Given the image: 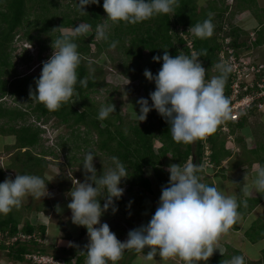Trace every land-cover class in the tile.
I'll return each instance as SVG.
<instances>
[{"label": "trees", "instance_id": "trees-1", "mask_svg": "<svg viewBox=\"0 0 264 264\" xmlns=\"http://www.w3.org/2000/svg\"><path fill=\"white\" fill-rule=\"evenodd\" d=\"M71 1L72 3L67 4L65 9H62L61 0H0V134L15 139L13 145L6 147L7 152L11 154V150L17 151V154L11 155L14 159L12 158L13 162L8 165L7 169L16 171L18 174L38 175L43 179L45 178L46 183L50 185V182L46 180L45 172L48 162L45 160V156H56L57 152L42 150L40 153H36L37 149L42 146V134L44 133L37 122L47 123L50 119H55L57 123L66 126L72 130L74 135H77L76 143L82 139V144L93 143L98 147L99 152L105 154L110 160L112 156L118 157L127 169L128 178L124 184L130 185L129 190H132L133 186H141L149 193L152 192L151 182L144 173L145 168L148 167L154 170L162 185L166 186L168 182H165L163 177L169 178L170 173L164 168V162L168 160L173 164H181V166L190 161V163L199 164L200 170L197 175L202 182L204 138L188 144L175 142L169 124L155 109L148 113L142 126L133 122L126 124V119L120 115L119 108H115L116 112L111 113L106 119H98L100 108L92 99V94L97 93L99 88L106 87L107 84L104 81L99 82L96 75L89 71L87 61L94 56L92 53L93 45L97 48L96 53L103 54L110 47L112 41H118L116 47L124 57L122 67L124 68L123 74L126 75L130 72L129 69L132 64L140 65L146 56L152 60L154 56L162 57L164 50H167L171 56L183 54L191 57L185 41L178 34V28L184 27L189 30L196 23L208 19L209 13H211L214 30L210 37L198 38L190 30L187 31L195 42L199 58L209 68H212L218 64L217 53L220 46L217 34L230 6L222 0H212L207 7H199L198 0H178V4L172 13L156 15L140 23L108 21L113 33L108 35L107 40L99 43L95 41V29L98 24L105 23L104 19L107 18L102 7L103 0H100L99 4L85 6L87 13L78 11V0ZM235 1L237 3L235 10L241 6L242 8H251L252 2H255V0ZM80 22L90 24L91 30L86 36L74 38L81 58L77 68L78 80L74 95L68 103L62 104L58 110L49 111L44 104L34 98L31 99L29 95L30 88L35 91L34 81L39 78L40 74L23 75L18 70L21 64H28L33 58L27 50H23V54L18 57L19 61H15L14 52L16 51L17 37L21 41H28L31 44L37 43L39 56H41L52 48V42L57 37L61 34H70L72 28L78 26ZM21 31L24 32L23 37L19 35ZM43 35L48 37L44 38ZM232 35L234 46L236 48L241 47L243 42L239 44L241 37L237 28L233 27ZM261 42L258 40L257 43ZM153 64L155 74H157L161 68L162 60L160 62L154 61ZM39 67L42 70V64ZM131 78H135V76L133 75ZM81 79H86V86L79 83ZM229 89L230 73L227 75L224 91L229 92ZM8 97L13 99L16 106L7 105L5 99ZM31 117L34 118L36 124L28 122ZM246 120L248 119H243L235 125V128L243 129ZM154 121H157V126L154 125ZM82 128H84L83 134L81 135L82 132L77 134ZM235 128H232V132H235ZM94 134L97 135L96 141L93 138ZM242 140L243 138H238V142L244 145V149H247L246 143L241 142ZM206 141L211 146V160L215 167H219L224 159L231 156V152L226 149V142L219 135L218 128L209 135ZM155 142L159 144L158 148L155 147ZM63 147H66V142L63 143ZM76 147L75 149L79 150L81 148L78 143ZM259 149L264 151V146H258L253 150H248V152H258ZM3 169L0 168V182L6 178ZM208 185L212 186L209 183ZM42 198L41 204L35 208L33 201L30 205H25L22 201L21 206H27L29 213L43 212L47 214L52 212L53 208L49 199L46 196ZM259 202L258 199L248 200V203L241 202L238 213L243 215L250 213ZM103 203L104 200H101L102 205ZM20 211V216H17L14 210L8 214H0V231H8L11 235H16L19 232L20 224H23V233L31 235L37 232L44 237L47 225L44 223H39L38 226L32 225L23 210ZM232 227L237 228L235 224ZM81 230L80 237L84 239L87 232L83 226H81ZM245 235L251 242L259 241L264 237V223L262 224L260 220L255 222ZM48 247L53 250L54 246ZM225 248L226 251L223 254L212 257V264H224L225 260H230L234 256H243L242 251L231 246ZM5 249L6 246L0 244V250L5 251ZM84 249L85 245L83 244L79 247L74 246L69 251L62 249L63 253L66 254L64 259L69 264H73V258L76 257L75 264H84L87 258ZM148 250L146 248L142 253L146 255ZM134 251L133 249L132 252ZM29 252L50 253L63 258V256L51 253L52 251H49L46 246H41L35 240L30 243L18 242L15 246H11L8 256L14 261L25 262L24 256ZM262 254L263 262L256 264H264V250ZM244 264L254 263L244 260Z\"/></svg>", "mask_w": 264, "mask_h": 264}, {"label": "clouds", "instance_id": "clouds-1", "mask_svg": "<svg viewBox=\"0 0 264 264\" xmlns=\"http://www.w3.org/2000/svg\"><path fill=\"white\" fill-rule=\"evenodd\" d=\"M99 3L100 0H78V11L87 13L85 6ZM177 4L178 0H103L107 18L105 23L96 26L95 38L108 39L110 25L107 21L136 24L156 15L172 13ZM211 16L209 13L208 19L189 30L198 38L210 37L214 30ZM90 30V24L80 22L70 34H61L52 42L53 53L42 62L41 74L34 81L36 89L32 91L30 88L31 99L44 104L49 111L58 110L71 100L81 62L74 38L86 36ZM117 44L118 41H112L110 47L115 48ZM153 60H162V65L155 75L148 69L143 73L147 80L154 82L155 90L149 93L151 105L146 98L137 101L139 114L134 112L139 122L145 121L148 113L155 109L169 124L173 140L188 144L211 135L230 118V99L224 95L227 75L231 72L227 63L217 64L219 75L206 81V70L198 54L171 56L164 50L162 57L154 56ZM79 83L86 86L87 82L81 79ZM113 112H116L113 103L102 105L98 119H106ZM94 157L92 151L85 153L82 163L85 181H78L68 193L71 201L67 208L71 211L72 223L87 229L89 242L84 249L85 264H108L109 261L116 264L125 250L142 252L146 248L149 249L144 256L146 261L159 256L162 260L179 258L184 264L207 262L217 250L215 244L219 237L238 220L236 196L225 195L217 186L201 182L197 175L199 164H171L167 169L169 182L162 186L155 213L147 224L130 230L122 242L106 222L101 223V217L110 207L113 214L118 211L115 200H119L125 191L120 185L128 178L127 169L118 157L112 156L114 167L98 176ZM253 185L258 193H264V166L258 168ZM45 193L48 195L47 184L38 175L7 177L0 182V214H8L21 206L26 196L42 198ZM101 200H104L103 205ZM56 211H62L59 205ZM20 227L24 228V225ZM41 246L50 245L46 240ZM9 248L6 247L5 251L8 252ZM224 264H244V257L234 256Z\"/></svg>", "mask_w": 264, "mask_h": 264}, {"label": "rangeland", "instance_id": "rangeland-1", "mask_svg": "<svg viewBox=\"0 0 264 264\" xmlns=\"http://www.w3.org/2000/svg\"><path fill=\"white\" fill-rule=\"evenodd\" d=\"M224 1L227 2V5L231 3V0H224ZM211 2L212 0H198V5L199 7H207L208 4ZM69 3H72V1L61 0L62 9H65L66 5ZM235 3H236L235 0L233 1V3H231L233 4L231 9V11L233 12L235 10L234 9ZM252 3H253L252 6L256 5L254 2ZM234 16H236L235 13ZM231 21L234 22L233 19H231ZM107 23L111 25L108 21ZM111 33H113V31L111 30V28H109V34ZM23 34L24 32L21 31L19 35L23 37ZM43 37L47 38L48 36L43 35ZM95 41L101 43L104 40H97L95 38ZM26 43L31 44L28 41L27 42L19 41V39L15 43L16 51L14 52V56H16L15 58L16 62L19 61L18 57L21 54H23L24 44ZM31 45H32L31 47L32 51L29 50V54L33 58L32 61L28 64H21L18 67L19 72L23 75L41 74L42 70L39 66L42 64V62L47 61V59L53 53V49L50 48L41 56H39V45L37 43ZM92 48H93L92 53L94 54V56L90 57L87 61V66L89 67V71L96 75V78L97 80H99V82L104 81L107 84L106 87L99 88L97 93L92 94V99L95 100L99 108L102 105L113 103L115 108H119L120 115L126 119V124H128L129 122H133L134 124H139L140 126L144 125L145 121L139 122L138 119H136L135 117L134 111H136L139 114V105L137 104V101L140 98H146L149 100V105L152 104V101L150 100L149 97V93L155 90V84L154 82H150L149 80H147L143 73L145 69H148L153 73V75H155V69L153 64L154 61L146 56V58L144 59L143 62H141L140 65L132 64V66L129 69L130 72L126 75L123 74L124 68L122 67V64L124 62V57H122V52L117 47L115 48L109 47L103 54L96 53L97 48L95 45H93ZM210 69H211L210 72L211 78L213 76H216L219 72L216 66H213ZM133 75L135 76V78H131V76ZM5 102L7 103L8 106H16V103L13 101L11 97L5 99ZM263 107L256 108L253 111L254 117L250 118L251 117L250 116L249 117L250 120L248 121V126L250 128H253L255 133L254 141L257 144V145L255 144L256 147L264 145V111H263L264 108ZM28 122L35 123L36 121L34 120L33 117H31L29 118ZM37 125L44 130V133L42 134V138H43L42 146L37 149L36 153H40L42 150H48V151L53 150L55 153L57 152L56 156L55 155L45 156V160L48 162L47 170L45 172L46 180L50 182L49 185L45 181V183L47 184V191H48V195H46V193L45 195L46 197L48 196L51 198L50 200L52 202L51 203L52 208L54 205V208L56 209V206L59 205L62 211L59 212L57 215V213L54 212V208H53L52 212H48V214L52 215L51 217H49L46 214L44 216L43 215L44 213L42 212H38V215L32 214L34 212L29 213V210L26 208L27 206H23V207L19 206L18 208H13V210L15 211L17 216H20L19 213L21 212L20 210L22 209L23 213L26 216H28L29 220H31L34 224L37 225L39 223L38 218L44 219L47 216V218H49V224H51L50 229L46 231L47 235L44 236L48 242V245L50 244V242L48 241L49 232L50 235L53 236L54 238L60 237L61 235L62 238L66 239V242L62 243V245H59L58 243L56 246H54L53 250H50V247L48 246L47 248L49 251H52L51 253L63 256L64 258L66 257V254L63 253V250L69 251L74 246L79 247L82 246V244L87 245L89 242L88 236H86L84 239H81L80 237V233L82 232L81 226L72 223L71 211L67 208L68 203L71 201V197L68 195V193L78 183V181L79 182L85 181V172L82 167L83 157L85 153L92 151L96 155V157H94L93 163L97 170L98 176L100 175V173L106 172L109 168L114 167V165L112 160H110V158H108L102 152H99L98 147L91 142L90 144H82V139H80L78 140L77 143L80 144L81 148L80 150L75 149L77 145L75 141L77 135H74L72 130L67 128L66 126L57 123L55 119H50L47 123L42 121L40 123L37 122ZM154 125L157 126V121H154ZM248 126H244V129L247 130ZM83 130L84 128H82L81 131L77 132V134L82 132L81 133L82 135ZM234 131L235 132H232L233 140L231 141H229L227 134H222L220 133L221 131L218 132L219 135L221 136V139H223L226 142V149L229 150L232 154H234V156L238 160L239 159L242 160L244 156V152H247L248 150L240 148L241 144H239L238 142V138L242 137L240 135V129L235 128ZM93 138L96 141L97 135L94 134ZM65 142H66V147L64 148L63 143ZM14 143H15V139L13 137L3 136L0 134V168H4L3 170L5 171L6 178L11 177L12 179H15V176L16 174H18V172L10 171L7 169V167L11 162H13L14 158L11 157V155L17 154V151L11 150V154H10L7 152L6 147ZM154 145L156 148L159 147V144L157 142H155ZM2 146H4V148H2ZM259 151L253 153H247L246 160L247 161L250 160L249 171H251L253 167H255L254 166L255 161L263 163L264 151H262V149H259ZM171 164H173L171 161L164 162V167L168 168L169 165ZM217 169L218 167L216 168V170ZM202 170H203L202 182L208 184L209 178L217 171L215 169L204 170L203 166H202ZM144 173H145V177L148 178L151 182L152 192L149 193L141 186H133L132 190L131 189L129 190L130 185L124 184V182L127 180L126 178L122 180L120 185L125 189L123 196L119 200H115V206L118 208V211H116L115 214H113L110 207L109 210L105 212L101 217V223L106 222L110 226V230L116 234L117 239L122 242L127 239V234L130 230L138 228L143 224H147L148 221L151 219V216L155 213L156 208L158 206L157 205L158 202L156 200L160 198L161 189L162 186L164 185H162L160 179L156 176L154 170L151 169L150 167L145 168ZM163 180L165 182H169V178L167 177H163ZM229 181L230 180H228L227 185L232 184ZM224 186L226 185L224 184ZM225 189L226 187H224V190ZM42 199L43 198H34L31 196H26L23 199V203L30 205L32 204L33 201V207L35 208L36 206H39L41 204ZM238 204L239 206H241L240 205L241 202H238ZM85 231L87 232L86 228ZM236 240H238V238ZM239 240H241L240 241L241 243L245 242L243 239H239ZM246 241L247 243H244L245 244L244 246L247 250L249 248V253L251 250L253 255L257 254V252L261 250V247H264L263 246L264 240L263 241L260 240L255 244L249 243L248 240ZM218 245L215 246L217 250L214 251L213 254L214 256L220 253L223 254L224 251L226 250L225 246L222 245L218 246ZM55 248H57L58 251L57 249L55 250ZM132 250L133 249L125 250L122 258L119 261H117L116 264H160L159 262L151 263V261H146L144 260V256H145L144 253L137 251L132 252ZM241 251L243 252L244 260H246L247 257L254 258L250 255L248 256V253H246L243 249ZM137 253H139L138 254L139 256L138 255L135 256ZM7 254L8 253L6 251L0 250V264H27L26 262L23 263L12 262L9 260L10 257ZM258 255L259 254H257V256ZM7 257H9V259ZM212 257H210L207 262H200V264H212ZM154 259L155 261H159L157 260L156 257ZM75 262H76V257L73 258V263ZM108 264H112V262L109 261ZM178 264H184V262L180 260Z\"/></svg>", "mask_w": 264, "mask_h": 264}, {"label": "crops", "instance_id": "crops-1", "mask_svg": "<svg viewBox=\"0 0 264 264\" xmlns=\"http://www.w3.org/2000/svg\"><path fill=\"white\" fill-rule=\"evenodd\" d=\"M222 1H224V0H222ZM224 2L227 3L226 1H224ZM254 3L256 5L255 6L251 5V8H242V6H241V7L237 8L236 10H234L233 16H234V13L236 15L233 17L235 20L234 27L239 30V35L241 37L239 44H240V42L241 43L243 42L241 47H239L240 52H253L254 53L253 55L257 60L264 61V0H256ZM236 5H237V3H235V6ZM253 32L256 33V41L252 43L251 38H250V34ZM258 40H261L262 42L257 43ZM253 117H254V112H252L250 118H253ZM250 118L248 120H246L245 126H248V121L250 120ZM249 125H251V124H249ZM230 126H231V128H235V125H230ZM240 135L242 136L241 138H243V140L241 142H244V143H246L245 145H247V150H253L254 148H256L257 144L254 141L255 133H254L253 128H250L248 126L247 130L244 128L240 129ZM239 144H241V143L239 142ZM262 146H264V145H262ZM2 148H4V146H2ZM240 148L244 149V145L241 144ZM247 153H249V152L248 151L244 152V156H243L242 160L241 159L238 160L234 156V154L231 153V156L229 158H226L222 161V164L216 170L217 172L209 178V184L217 186L225 195H235L238 202H240V200H241V202L248 203V200H254V199H258L260 201L259 204L256 206V208L254 210H252L250 213H248L246 215L239 214L238 220L235 223L237 228L232 227L227 233H225V235L222 234L215 244V246L220 244L218 246L222 245L225 247L232 244L231 247L236 249V250L241 251L243 249L246 253H248V256L250 255V256L254 257V258H251V257L246 256L247 257L246 261L256 264L259 262H263L262 252L264 250V247H261V250L257 252V254H259L257 256V254L253 255L251 250L249 253V248L247 250L244 246L245 245L244 243H247L246 240H248L249 243L255 244L256 242H251L246 237L245 233L255 224V222H258L260 220L262 222V224L264 223V193H258L256 191L254 185H253V180L256 177L257 170L259 167L263 166L264 161H263V163L255 161L254 162L255 167H253V169L251 171H249L250 160L249 161L246 160ZM168 161H166V162H168ZM165 169L167 170L168 168H165ZM249 172H250V174H249ZM228 180H230L229 182H231L232 184H230V183L229 184L232 186L227 185ZM224 184L226 186H224ZM224 187H226L227 190L226 189L224 190ZM48 199H49L50 203H52L50 200L51 198L48 197ZM156 201L159 202V199H157ZM53 208H54V205H53ZM54 212H56L58 215V212L56 211L55 208H54ZM32 214L38 215V212H34ZM45 214L46 213H44L43 215L45 216ZM46 215H48L49 217L52 216L51 214H48V213ZM38 222L46 224L47 230L50 229L51 224H49V218H47V216L44 219L38 218ZM31 224L34 226H38L37 224H34L32 221H31ZM21 225H23V224H20V226ZM52 237L53 236H51L50 232H49L48 233V239H49L48 241L50 242V244H49L50 246H56L58 243H59V245H62V243L66 242V239L62 238L61 235H60V237H57V238H54V237L52 238ZM235 237H237L238 240H236L237 238H235ZM239 239H243L245 242L241 243L240 242L241 240H239ZM219 240H220V242H219ZM260 240L263 241L264 237ZM52 242H54V243H52ZM236 243H238V244H236ZM218 255H221V253ZM256 256H257V258H256ZM7 258L9 259V257H7ZM156 258L159 261H155V259H154L151 261V263L159 262L160 264H178V262L180 261L179 258H170L167 260H162V259H160L159 256H156ZM9 260L12 262H17V261H14L13 259H9ZM19 263H23V262H19Z\"/></svg>", "mask_w": 264, "mask_h": 264}, {"label": "built area", "instance_id": "built-area-1", "mask_svg": "<svg viewBox=\"0 0 264 264\" xmlns=\"http://www.w3.org/2000/svg\"><path fill=\"white\" fill-rule=\"evenodd\" d=\"M233 1L231 0V3ZM231 3L217 34L220 46L217 53L218 64L224 62L231 67L230 89L229 92L224 91V95L230 99V118L224 120L217 128L219 132L221 131L220 133L227 134L229 141L233 140L230 124L237 125L243 119H248L256 108L264 106V61L257 60L253 52H240L239 48L234 46L232 30L235 20L233 11H231L233 5ZM187 30V28L180 27L178 28V34L185 41L189 54L192 56L194 53L198 54V51L194 40ZM250 38L252 43L255 42L256 33H251ZM31 47L26 43L23 49L32 51ZM199 61L206 70L205 80L209 81L211 79V69L200 58ZM207 139L208 136L204 137V170L215 169L211 160V146L207 143ZM22 230L23 228L20 227L16 235H11L8 231H0V244L11 247L18 242L30 243L33 240L39 244L46 243V240L39 233L35 232L30 235L23 233ZM24 258L30 264H69L64 258L41 252H29L25 254Z\"/></svg>", "mask_w": 264, "mask_h": 264}]
</instances>
